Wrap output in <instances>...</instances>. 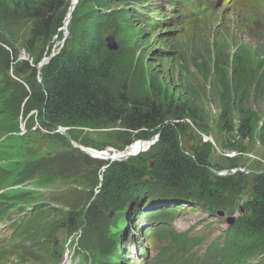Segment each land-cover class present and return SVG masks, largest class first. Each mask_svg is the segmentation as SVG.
Returning <instances> with one entry per match:
<instances>
[{
    "label": "trees",
    "instance_id": "trees-1",
    "mask_svg": "<svg viewBox=\"0 0 264 264\" xmlns=\"http://www.w3.org/2000/svg\"><path fill=\"white\" fill-rule=\"evenodd\" d=\"M68 1L0 0L3 17L12 14L9 8L13 7L12 23H5L3 32L8 28V32L18 36L9 28L23 30L20 39L25 42V49L35 66L18 61L16 65L20 72L13 73L15 78L9 84L0 72V100L7 99L2 105L6 110L0 107V132L17 135L23 121L28 130L35 123L47 131H53L59 125L91 130L119 127L124 131L107 133L111 139L109 146L118 151L112 155L122 154L134 141H148L155 135L158 140L136 157L113 162L92 159L57 134L45 136V141L49 142L45 150L39 148L32 159L19 164L14 159L15 144L0 149V158L2 152L5 157L10 153L11 157L5 161L14 162L13 167L9 165L8 169H0V190L27 181L41 187L49 175L59 174L65 179L73 176L71 185L77 187L74 191L69 190V200L73 203L70 210L59 209L58 213L49 210V205L39 203L25 219L14 220L4 248H11L18 255L22 246L30 241L33 247L41 245L43 251L61 256L63 245L59 241L58 246L55 236H71L72 229V232L79 229L72 242L76 253L78 250L79 255L91 252L94 257L91 264H105L104 245L118 242L114 238L116 232L109 229V214H120L125 207L147 197L174 198L200 204L204 209L233 213L238 197L250 185L251 193L244 214L236 218L229 238L222 246L213 245L203 257L182 250L181 253H171L169 260L179 264H249L261 255L258 264H264V171L251 170L255 173L248 175L240 172L216 175L215 172L241 167L237 162L239 158L221 156V161H211V145L203 143L197 135L198 130L208 128L203 124L200 104L207 99L206 86L209 85L216 93L215 129L220 134L222 146L229 151L244 153L247 150L245 141L257 143L264 154V116H259L250 107L264 96L262 60L255 63L252 55L244 49L245 45L230 49L222 38L213 35L203 50H192L188 59L191 63L180 55L184 62L178 61L179 71L169 64L165 69L161 64L163 60H157L153 64L156 71L149 76L155 79L147 84L150 92H137L133 90L135 81L145 80L138 48L148 46L144 43L146 27L154 26V23L146 25L141 22L137 10L140 1L77 0L63 48L38 71L36 64L45 53H49L54 36L60 37L58 29L63 26ZM83 7L86 13L81 14ZM107 35L116 40L117 51L106 47L104 39ZM129 43V47H123ZM131 49L135 52L131 53ZM0 53V63L8 73V52L0 46ZM257 54H264V51ZM189 68L196 71L200 81L183 75V69L188 71ZM237 134L239 138L235 140ZM69 136L75 141L79 139V135L73 132ZM82 143L90 146L87 139ZM93 147L100 149L103 146ZM76 161L80 168L86 161L92 164L88 188L74 182ZM2 197L4 195L0 199ZM3 204L7 211L6 203ZM4 210L0 211V217L6 213ZM22 210L20 208L17 215ZM171 212H158L157 218L161 222L166 217L172 218L175 215ZM142 213L139 210V218ZM64 230L66 232H62ZM162 232H168L187 245L185 235L174 234L170 229H162ZM50 242L54 243L52 248L48 246ZM95 242L100 246L92 248L93 244L96 246ZM24 252L29 256L34 253ZM158 255L159 264L168 260L162 258V252ZM83 258L87 260L86 255ZM17 261L14 264H23Z\"/></svg>",
    "mask_w": 264,
    "mask_h": 264
},
{
    "label": "rangeland",
    "instance_id": "rangeland-1",
    "mask_svg": "<svg viewBox=\"0 0 264 264\" xmlns=\"http://www.w3.org/2000/svg\"><path fill=\"white\" fill-rule=\"evenodd\" d=\"M172 1L177 2V7L173 9V11L172 8H169L172 7ZM140 2H143V6L152 5L154 7V9L150 11L151 12L150 17L153 18V21H159V17L162 20L159 22L161 24L160 25L161 27L159 26L158 27L159 29L158 28L155 29V33L149 35V37L156 36V38L154 39L155 42L147 38V40L144 41V43L147 44L148 40L150 42L152 41V43L148 47L138 48L137 55L139 56V59H141L139 60V63H141V66L143 67L145 80L143 82L140 79H137L134 83V87H133L134 91L142 92V93L150 92L149 86L147 84L150 83V80L152 81L155 79V77L149 78V76L150 74L155 73L156 68L153 66V64L156 63L157 60L159 61L163 60L161 64H163L165 69L168 68L169 65H171L174 67L176 71H179V67H177L178 66L177 63L178 61H180L179 63L183 62V59L179 58L180 55H182L186 60H188L192 50H199V51L203 50L202 47L205 46L207 41L212 40L213 35H216L218 38H222V40H224L225 43H227L228 46L231 47L230 49H233V47L238 45H245L246 47H244V49L252 55V60L255 63L257 61L262 60L263 62L262 71L264 72V54H257L259 53V51H264V30H263V34L258 32L257 35L254 36V31L256 29H259L261 26H263L264 29V0H212L211 2H208V0H170L168 1L169 6H167L166 0L163 1L152 0L151 2H147V0H141ZM143 6L140 7L141 10L145 14H149V10L142 9ZM9 9H11V13L13 14V7L10 6ZM240 10L243 11L242 14L240 13ZM1 13L2 12L0 8V46L3 47L8 52L10 58V60L8 61L9 62L8 67L10 68L9 69L10 72L8 73L6 72L3 63H0V72L4 75L6 84H9L11 83V81L14 80L15 72L18 73L20 72L19 66L16 65L17 63L16 59L18 58V61L28 60L29 62H31V59H29V56L24 49L26 47L25 42L20 39L23 30H19L18 28H14V27L9 28V30L12 31L15 35L18 33V36H14L11 32H8V28H6V30H4L3 32L5 23L11 22V19L13 18H11L12 14H8L5 17H3L4 14L2 16ZM80 13L81 14L86 13V8L85 7L81 8ZM191 13H193V15ZM174 14L176 15V17L178 15H181L184 17V19L181 18L180 19L181 21L175 20L176 17L173 16ZM253 14L256 15V21H253V19H255V17L252 16ZM171 16H173V18ZM176 21H178V23ZM191 21L196 23H192ZM217 23H219L220 25L218 26ZM10 24L8 26H10ZM222 24H224V26ZM248 31H252L251 34H248ZM66 38L67 36L64 38V35L62 33V39L55 43L56 45L55 51L59 50L62 47L63 41ZM177 42L180 43L178 44ZM130 44L131 43L123 47H129ZM159 45H163V48L162 49L159 48ZM130 52L131 53L135 52V49L133 50L131 49ZM159 52H163L167 57H159L157 54ZM183 75L184 76L188 75L189 77H195L199 81L201 80L193 68H189L188 71H185L183 69ZM206 96L207 99L202 101L200 106L202 107L201 111L204 118L203 124L206 125L208 128L205 129V131L198 130L197 134L201 137V140L203 137H207V136H210L212 138L213 143L211 142V144L213 146H211L212 147L211 161H217V160L221 161V155L223 151H227V149L222 146V140L219 138L220 134L216 133L217 132V130L215 129L216 117L214 115L218 113L216 93L214 91H211L209 85L206 86ZM6 100L3 102L2 100H0L1 101L0 107H3V109L0 108L1 110H6V107L2 106L4 105ZM250 107L259 116H264V96L256 105H252ZM22 127L26 129L25 130L26 133L23 135L12 134L8 136L7 134L0 132V149L7 148V146H9L11 143L15 144L16 148L13 150L14 159L18 162V164L24 160L30 159L33 153L39 148H43V150H45V147L47 146V144H49V142L45 141V136H52L51 132L46 130H40V128H38L39 129L38 131L40 133L33 132L34 128L28 130L25 125V121H23ZM116 131H124V130L119 127H113L105 130L102 129L77 130L74 131V133L79 135V140L81 141L87 139L90 142L91 146L100 145L106 147L108 145V147H110L109 144L111 143L110 141L111 139L107 136V133H112V132L116 133ZM27 132L28 134L31 133L30 137H27L28 135ZM238 138L239 137L237 134L235 140ZM66 139L69 140L68 138ZM115 142L118 143L117 141ZM244 143L247 150L244 151V155L240 156L239 159H237L238 164H240L241 167H247L249 169L253 168L250 170L264 171V154H262V150L259 151L261 147L257 143L249 144L246 141ZM72 147L75 149L73 145ZM10 149H12V147H10ZM245 152L247 153L249 152V153L247 154ZM103 156L110 159L112 157H115L114 155H108V156L103 155ZM10 157H11L10 153L9 156L7 157L4 156L3 152L1 153L0 169H8L9 165H12L13 167L14 162L12 160H10L11 163L5 161L7 158ZM255 159H257V161ZM80 167L81 165L78 164L77 162V170L74 176L75 179L74 182L75 184L83 185L85 186V188H88L87 184L91 179V174L93 171L92 164L89 161H86L84 163L83 168ZM72 177L73 176H70L65 179L64 176L60 174L49 175L47 181H45L44 184L41 185V187H36L34 186L32 181H27L24 182L25 183L24 185H18L17 187H15L16 190L14 188L10 190V193L12 192V194L9 193V190H5L2 194L4 195V197L0 199V210L5 209L3 208L4 206L3 203H6L7 205L6 204L5 205L6 208H8V210L5 211L6 213L4 214L3 217L4 218L6 217L5 222L7 223V225L9 222H11L9 218L11 216L14 218V214L16 213V211H20V208H23L22 211H24L25 217H27L28 213L31 212V210L33 211L34 207L37 204L41 203V201L51 204L50 206L51 209L57 210L58 213H59V209L65 211H67L68 209L70 210L73 203L70 202L69 200L71 197L69 190L74 191L77 189V187L71 185L73 181V179H71ZM56 188H57V192H54ZM23 191H25V193ZM250 193H251V186L248 185V187L242 193V195L238 197L234 212L233 213L223 212L222 217L218 215L219 211L212 210L210 208L204 209L200 206V204H194L193 202H189L188 204L185 203L183 205V208L177 209V207H180V202H176L174 198L157 199V203H158L157 206L171 207L172 209H177L174 212L175 214L174 217L166 218L163 221L169 225V229H171L175 234H180L188 231L189 233L188 238L191 240L192 243L198 241L199 245L195 249L199 251V254H202L204 250L207 249V247L211 243L215 244L218 242L219 245H222L224 240L229 238L230 235L229 232L235 225V221L234 223L230 224L229 220L232 218L236 220V218L244 214L245 203L248 200ZM7 195L9 197H7ZM142 206H144V203L140 205V208H143L144 210V208L147 205H145L144 207ZM8 211H11L12 213L9 214ZM109 215L110 216L108 223H110V228H109L110 230L112 231L114 230L116 233L120 234V232L124 228L127 229V231L125 232L123 231L124 235L120 239V244L116 245L115 251L117 250L118 252V249L121 250L124 249L125 243L129 244L130 246H128L125 249L127 252L129 251L131 253L129 257V261L131 264H137V263L151 264L150 261L139 263L138 260H136V258H140L141 256L140 250L138 249L140 245L144 249V253L148 258V260L151 259L152 257H155V255H157L160 251L162 252V258L166 257L167 254H171V252L173 254L175 253L178 246V240L176 238L173 240V236L169 235L168 233H155L153 234L154 235L153 237L148 236L147 238H143L142 234L146 231V229H150L151 233L154 232L155 230L154 222L151 224L145 223L144 225V223L141 220H136V218L133 217L132 219L134 220V222L132 223L131 226L123 223L124 220L123 214H120L119 216H113L111 214ZM162 226H159L158 229H161ZM6 230L7 229L5 225V228H3L1 231L8 232V230L7 231ZM5 232H1L0 234V247L3 244H5L3 243L5 239ZM55 237L57 238L56 243L59 244V241L63 242L62 240L69 239L71 236L66 234L62 238H59V236H55ZM50 244L52 246L54 245V243L52 242H50ZM167 244L168 246H166ZM168 247L172 249L170 250V248ZM73 248L69 247V250L66 251V254H68L69 257V264H70L71 256L75 259V264H91L88 260H84L83 257L86 255L84 252L81 251L82 253L80 255L77 253L73 254ZM39 253H44V252L40 250ZM13 257L14 256L11 253H6L4 259L0 261V264H9L10 260L13 259ZM48 257H50V255H48ZM22 258H24L23 260L26 261L25 264H29L28 261L29 259L30 260L35 259V257L30 258V256L28 255H23ZM63 258L64 255L59 256V261L57 263L56 262L54 263V261H50L48 258L45 261L43 259L41 260L40 264H44V263L61 264L63 262ZM113 258L119 259L118 254L116 253L113 256ZM260 260H262L261 255L251 260L250 262L251 264H257L258 261ZM95 261L97 260L95 259ZM108 263L109 262H105V264Z\"/></svg>",
    "mask_w": 264,
    "mask_h": 264
},
{
    "label": "bare ground",
    "instance_id": "bare-ground-1",
    "mask_svg": "<svg viewBox=\"0 0 264 264\" xmlns=\"http://www.w3.org/2000/svg\"><path fill=\"white\" fill-rule=\"evenodd\" d=\"M108 1V0H107ZM121 2H122V0H120ZM130 1V0H129ZM163 1V0H162ZM69 2V6H68V8H67V11H66V17H65V21H64V28H67L68 27V24H69V21H70V18H71V14H72V11H73V9H74V7H75V5H76V0H69L68 1ZM132 2V1H131ZM134 2H136V1H134ZM116 3V2H115ZM115 3H113V4H115ZM123 3V2H122ZM128 3V2H127ZM126 3V4H127ZM137 3V2H136ZM213 3V2H212ZM221 3V2H220ZM93 4V3H92ZM98 4V3H97ZM125 4V5H126ZM97 6V5H96ZM118 6V5H117ZM122 6V5H121ZM98 7V6H97ZM101 8H102V5H101ZM112 8V7H111ZM123 8V7H122ZM126 8V7H125ZM167 8V7H166ZM170 8V7H169ZM215 8V7H214ZM104 9V8H103ZM124 9V8H123ZM238 10V9H237ZM194 12V11H193ZM109 14V13H108ZM129 14V13H128ZM131 14V13H130ZM192 15H193V13H191ZM239 14V13H238ZM237 14V15H238ZM99 15V14H98ZM175 15V14H174ZM173 15V16H174ZM173 16H171L172 18H173ZM232 16V15H231ZM235 16V15H234ZM239 16V15H238ZM170 17V18H171ZM163 18V17H162ZM159 19H160V17H159ZM175 19V18H174ZM239 19V18H238ZM167 21H168V19H167ZM173 21V20H172ZM179 21H181V20H179ZM233 21V20H232ZM165 22H166V19H165ZM177 23H178V21H176ZM186 23V22H185ZM170 24H171V22H170ZM161 25V24H160ZM223 26H224V24H222ZM161 27V26H160ZM164 28V27H163ZM156 29V28H155ZM159 29V28H158ZM157 29V30H158ZM170 29V28H169ZM179 29V28H178ZM174 30V29H173ZM176 30V29H175ZM169 31H171V30H169ZM147 33H149L148 31H147ZM174 33V32H173ZM163 34V33H162ZM172 35V34H171ZM245 35V34H244ZM163 37V36H162ZM161 38V37H160ZM159 39V38H158ZM164 40H165V38H164ZM167 40V39H166ZM196 40V39H195ZM172 41V40H171ZM167 42V41H166ZM175 42V41H174ZM163 43V42H162ZM178 43V42H177ZM180 43V42H179ZM178 43V44H179ZM186 43V42H185ZM184 43V44H185ZM157 44V43H156ZM170 44V43H169ZM187 44H190V43H187ZM167 45V44H166ZM173 45V44H172ZM171 46V45H170ZM175 46V45H174ZM177 46V45H176ZM188 46V45H187ZM186 46V47H187ZM212 46V45H211ZM172 47V46H171ZM182 47V46H181ZM179 49V48H178ZM190 49V48H189ZM171 50H172V48H171ZM176 50V49H175ZM174 50V51H175ZM177 51V50H176ZM187 51V50H186ZM143 52V51H142ZM144 53V52H143ZM182 53V52H181ZM183 54V53H182ZM169 56V55H168ZM172 56V55H171ZM177 56V55H176ZM176 58H178V57H176ZM180 58V57H179ZM175 59V58H174ZM173 59V60H174ZM182 59V58H181ZM188 59V58H187ZM169 60V59H168ZM189 61V60H188ZM167 62V61H166ZM174 62V61H173ZM180 62V61H179ZM183 62H184V59H183ZM186 62V61H185ZM190 62V61H189ZM170 63H171V60H170ZM191 63V62H190ZM167 64V63H166ZM184 64V63H183ZM37 65V64H36ZM35 67V66H34ZM150 67V66H149ZM168 67V66H167ZM178 67V66H177ZM190 67V66H189ZM10 69V68H9ZM38 71H39V69H38ZM174 71V70H173ZM162 72V71H161ZM159 73V72H158ZM164 74V73H163ZM178 74V73H177ZM10 75V74H9ZM173 81V80H172ZM175 82V81H174ZM25 102V101H24ZM34 113V112H33ZM37 119V118H36ZM262 124V123H261ZM120 125V124H119ZM88 129V128H87ZM105 133V132H104ZM10 134V133H9ZM13 134V133H12ZM93 134V133H92ZM95 134V133H94ZM8 135V134H7ZM84 135V134H83ZM110 135V134H109ZM198 135V134H197ZM5 136V135H4ZM9 136V135H8ZM85 136V135H84ZM98 136V135H97ZM113 137V136H112ZM84 138V137H83ZM101 138V137H100ZM110 138V137H109ZM118 140V139H117ZM259 143V142H258ZM93 144V143H92ZM207 144V143H206ZM147 146V144L146 143H142L141 141H139V142H133L130 146H128L126 149H124V151L122 152V154H119V155H114L115 157H112L111 159L110 158H106V157H104L102 154H105V155H112V154H114V153H118V151H115V150H109V149H107V148H103L102 150H97V151H94V150H96V149H92V148H83L85 151H86V153L88 154V155H90V156H92V157H96V158H99V159H107V161H111V160H116V159H118V158H120V159H118V160H122V159H124V160H126V159H129V158H131L130 156H132V155H135L134 153H137L138 151H140L142 148H145ZM111 149V148H110ZM261 149H259V151H260ZM257 152V151H256ZM255 152V153H256ZM235 153L236 154H240L241 152H239V151H235ZM247 153V152H246ZM249 153V152H248ZM247 153V154H248ZM251 154V153H250ZM253 155V154H252ZM249 157H251V156H249ZM245 158H246V156H245ZM32 159V158H31ZM248 159V158H247ZM252 159H254V158H252ZM256 161H257V159H255ZM255 161V162H256ZM252 163H253V161H252ZM249 169V168H248ZM250 169H253V168H250ZM240 170H242V169H240ZM231 172H237L236 170H231ZM226 172H224V171H222V172H220V176L222 175H224ZM17 184V183H16ZM23 184V183H22ZM29 184V183H28ZM35 186V185H34ZM15 190H16V188H14ZM20 189V188H19ZM25 189V188H24ZM66 189V188H65ZM14 190V191H15ZM18 190V189H17ZM19 192V191H18ZM24 193H25V191H23ZM9 193H10V190H9ZM20 193V192H19ZM10 194H12V192L10 193ZM16 194H18V193H16ZM21 195V194H20ZM23 195V194H22ZM10 196H12V195H10ZM248 196V195H247ZM7 197H9L8 195H7ZM26 197V196H25ZM16 198V197H15ZM18 198V197H17ZM24 198V197H23ZM22 198V199H23ZM20 199V198H19ZM18 200V199H17ZM16 201V200H15ZM21 201V200H20ZM26 201V200H25ZM5 202V201H4ZM8 203V202H7ZM181 204V203H180ZM188 204V203H187ZM195 204V203H194ZM7 205V204H6ZM20 207V206H19ZM2 208V207H1ZM3 208H4V206H3ZM16 208V207H15ZM171 208V207H170ZM2 210H4V209H1L0 211H2ZM14 210V209H13ZM5 211V210H4ZM32 211V210H31ZM220 212V211H219ZM12 213V212H11ZM14 213V212H13ZM32 213V212H31ZM35 214V213H34ZM6 216V215H5ZM84 217V216H83ZM6 218V217H5ZM109 218V217H108ZM52 220V219H51ZM79 226H80V224H79ZM32 227V226H31ZM81 227V226H80ZM146 227V226H145ZM148 227V226H147ZM29 228V227H28ZM24 229V228H23ZM22 229V230H23ZM27 230V229H26ZM32 230V229H31ZM73 230V229H72ZM72 230H71V237L67 240V242H62V253H61V255H64L65 253H66V251H68L69 250V247L70 248H73L74 246L72 245V242L73 241H75L76 240V237H77V233H78V230L77 231H75V232H72ZM25 231V230H24ZM34 231V230H33ZM125 231H127V229L126 228H124L121 232H120V234H118V233H115L114 234V238L115 239H117L118 240V242L117 243H115V244H106V245H104V248H103V252H104V255H103V260H108L113 254H114V252H115V247H116V245L117 244H120V239L123 237V235H124V232ZM15 232H17V231H14V233ZM29 232H30V229H29ZM32 232V231H31ZM62 232H66L65 230L64 231H62ZM18 233V232H17ZM37 233H38V231H37ZM36 234V233H35ZM35 234L33 233L32 235H34L35 236ZM64 234V233H63ZM172 236V235H171ZM33 237V236H32ZM35 237H37V235L35 236ZM63 241H66V240H63ZM96 243V242H95ZM71 244V245H70ZM70 245V246H69ZM48 246H49V248H52L53 246L51 245V244H48ZM59 246V245H58ZM100 246V244L98 245V243H96V246L93 244L92 245V248H96V247H99ZM122 246H123V244H122ZM128 246H130L129 244H127V243H125V247L124 248H127ZM161 246H163V245H161ZM165 246V245H164ZM166 246H168V244L166 245ZM45 249H46V247H45ZM61 249V248H60ZM172 248H170V250H171ZM59 250V249H58ZM48 255H50V257H48ZM156 256V255H155ZM159 256V255H158ZM157 256V257H158ZM171 255L170 254H167L166 255V258L169 260V257H170ZM49 259L50 261H54V263L56 262H58L59 261V253H48L46 250H44V254L43 255H41V256H39V257H37V258H35L34 260H30V262H29V264H37V263H41V260H43L44 259V261L46 260V259ZM86 258H87V260L91 263V262H93L94 261V257H93V255H92V253L91 252H88V253H86ZM24 259V258H23ZM66 261H67V259H66ZM18 262V261H17ZM49 263V262H48ZM53 263V264H54ZM45 264V263H44ZM64 264H66V263H64ZM249 264H251V262L249 263Z\"/></svg>",
    "mask_w": 264,
    "mask_h": 264
},
{
    "label": "clouds",
    "instance_id": "clouds-1",
    "mask_svg": "<svg viewBox=\"0 0 264 264\" xmlns=\"http://www.w3.org/2000/svg\"><path fill=\"white\" fill-rule=\"evenodd\" d=\"M77 1V0H76ZM148 18V17H147ZM142 23L143 24H146L147 25V23H154V26H155V24L157 23V22H154L153 20H148V19H146V20H144V21H142ZM154 26L153 27H146V30L148 31H150L151 30V32H149V33H147V36H145V38H144V41H146L147 40V38H149V39H151L153 42H155L154 41V39H155V36H151V37H149V35L150 34H153V33H155V29H153L154 28ZM58 32H60V37L59 36H54V38H53V45H52V47H51V49H54V48H56V45H55V43L57 42V41H59V40H61L62 39V33H63V35H64V38L67 36V38H68V27L67 28H64V23H63V26L61 27V28H59L58 29ZM107 36H111V35H107ZM106 36V37H107ZM105 37V38H106ZM113 37V36H112ZM66 38V39H67ZM65 39V40H66ZM113 39H114V37H113ZM65 40L63 41V44H62V47L61 48H63V46H64V43H65ZM105 40V39H104ZM115 40V39H114ZM152 41L150 42L149 40H148V46L152 43ZM115 42H116V40H115ZM105 43H106V40H105ZM116 44H117V42H116ZM147 46V47H148ZM106 47H107V44H106ZM60 48V49H61ZM159 48H163V45L161 46V45H159ZM59 49V50H60ZM117 50H118V45H117ZM116 50V51H117ZM54 53V54H53ZM158 54V56L159 57H167V56H165V54L163 53V52H159V53H157ZM56 55H58V53H56L55 51H51L50 53H45L44 55H43V59L36 65V67L38 68V69H40L42 66H44V65H46V64H48V62L53 58V57H55ZM25 62H28L32 67L34 66V64H33V62H29L28 60H26ZM42 63V65H40ZM37 82H41V79H40V77L37 75ZM57 127H63V128H66V129H71V128H73V127H64V126H61V125H59V126H57ZM135 142H139V141H134V143ZM130 146V145H129ZM127 148V147H126ZM125 148V149H126ZM138 152H137V156H138ZM136 155V154H135ZM135 155H132V156H130V157H133V156H135ZM136 157V156H135ZM127 160V159H126ZM117 161H124V160H117Z\"/></svg>",
    "mask_w": 264,
    "mask_h": 264
},
{
    "label": "water",
    "instance_id": "water-1",
    "mask_svg": "<svg viewBox=\"0 0 264 264\" xmlns=\"http://www.w3.org/2000/svg\"><path fill=\"white\" fill-rule=\"evenodd\" d=\"M105 40H106V44H107V48L110 50V51H116L117 50V44H116V42H115V40L113 39V37L112 36H107L106 38H105ZM40 65H42V63L40 64ZM157 137V136H156ZM155 141H157V138H152L151 140H148V142H146V144H147V147H149L151 144H153ZM142 143H145V141H141ZM147 147H145V148H142L140 151H138V152H142V151H145L146 149H147ZM122 160H124V159H122ZM230 174H232V172L231 171H226V173L224 174V175H230ZM218 215L219 216H223V212H219L218 213ZM234 221H235V219H230L229 220V223L231 224V223H234Z\"/></svg>",
    "mask_w": 264,
    "mask_h": 264
},
{
    "label": "built area",
    "instance_id": "built-area-1",
    "mask_svg": "<svg viewBox=\"0 0 264 264\" xmlns=\"http://www.w3.org/2000/svg\"><path fill=\"white\" fill-rule=\"evenodd\" d=\"M54 54V53H53ZM67 129L66 128H63V127H59V130L58 131H61V132H64L66 131ZM21 133H24V130H21ZM204 141H210L209 138H204ZM212 142V141H211Z\"/></svg>",
    "mask_w": 264,
    "mask_h": 264
}]
</instances>
